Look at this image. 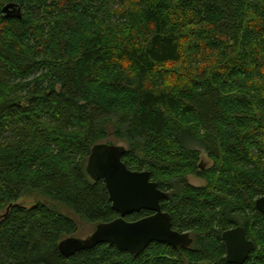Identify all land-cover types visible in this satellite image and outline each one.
<instances>
[{"label": "trees", "instance_id": "trees-1", "mask_svg": "<svg viewBox=\"0 0 264 264\" xmlns=\"http://www.w3.org/2000/svg\"><path fill=\"white\" fill-rule=\"evenodd\" d=\"M10 2L19 18L2 12ZM109 131L167 192L188 247L99 243L65 258L75 221L18 203L35 193L95 225L115 219L85 170ZM263 194L264 0H0V264H233L221 233L235 226L254 243L243 264H264Z\"/></svg>", "mask_w": 264, "mask_h": 264}, {"label": "water", "instance_id": "water-1", "mask_svg": "<svg viewBox=\"0 0 264 264\" xmlns=\"http://www.w3.org/2000/svg\"><path fill=\"white\" fill-rule=\"evenodd\" d=\"M2 12L6 17L21 16L19 6L12 2L5 4ZM125 150V145L104 142L91 147L86 173L94 181H103L118 216L96 224L86 238L70 236L62 239L58 243V251L65 258L99 243L114 245L133 255L140 254L151 242L165 243L174 248L187 247L192 243L188 232L180 233L172 228L169 213L160 206L161 200L167 198V192L158 188L148 171L129 169L122 161ZM254 204L264 214V194L257 197ZM140 210L151 211L152 214L134 221L125 219L126 215ZM4 214L0 213V218ZM221 239L229 263L243 264L254 250V243L246 237L242 226L224 230Z\"/></svg>", "mask_w": 264, "mask_h": 264}, {"label": "rangeland", "instance_id": "rangeland-1", "mask_svg": "<svg viewBox=\"0 0 264 264\" xmlns=\"http://www.w3.org/2000/svg\"><path fill=\"white\" fill-rule=\"evenodd\" d=\"M101 142L125 145L122 141L117 140L113 136L111 131L108 132L107 139H105ZM201 162L205 166L211 165V161L207 158V156L203 150H201ZM187 181L193 185H202L204 183V181L202 179L197 178L194 175L187 176ZM37 201H44V202L48 203L51 207L56 209L57 211L70 216L75 221L76 227H77V230H76L75 234L73 235V237L86 238L87 236H89L93 232V230L95 228V224L89 223L88 221L84 220L83 218L78 217L69 208L63 206L62 204H60L58 202L50 201L46 197L40 196V195L35 194V193H25L18 199V203L24 204L26 206H30L34 202H37Z\"/></svg>", "mask_w": 264, "mask_h": 264}, {"label": "flooded vegetation", "instance_id": "flooded-vegetation-1", "mask_svg": "<svg viewBox=\"0 0 264 264\" xmlns=\"http://www.w3.org/2000/svg\"><path fill=\"white\" fill-rule=\"evenodd\" d=\"M141 211V210H140ZM139 212V211H138ZM149 212H151V211H149ZM151 214H152V212H151ZM150 215V214H149ZM148 216V215H147ZM140 219V218H139ZM236 227V226H235ZM181 233V232H180ZM189 233V232H188ZM222 234V233H221ZM189 235H190V233H189ZM191 237V236H190ZM247 237V236H246ZM192 238V237H191ZM248 238V237H247ZM249 239V238H248ZM250 240V239H249ZM225 245V244H224ZM188 247V246H187ZM182 248V247H181ZM226 255V254H225Z\"/></svg>", "mask_w": 264, "mask_h": 264}]
</instances>
